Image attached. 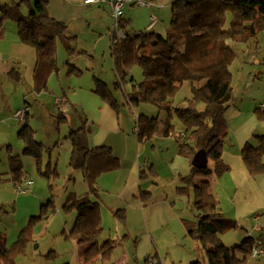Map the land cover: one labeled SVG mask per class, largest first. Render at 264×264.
<instances>
[{
    "label": "trees",
    "instance_id": "trees-1",
    "mask_svg": "<svg viewBox=\"0 0 264 264\" xmlns=\"http://www.w3.org/2000/svg\"><path fill=\"white\" fill-rule=\"evenodd\" d=\"M22 4L28 10L27 15L20 10ZM8 21L15 24L20 43L36 52L34 89H46L49 76L58 71L57 42L67 55H71L75 51V36L70 35L64 22L48 14L45 0H20L11 6L0 5V33ZM128 23L124 16L120 18L118 28L111 36L110 53L116 72L113 89L129 82L132 90L124 94V102L119 103L107 84L93 77V92L116 113L121 107L137 109L135 133L139 141L152 138L159 122V112L165 111L168 117H175L177 124H172L169 129L177 127L173 137L178 154L190 161V172L180 179L184 184L180 189L190 188L196 211L194 220L182 219L186 236L199 243L207 264H246L251 258L253 238L244 237L232 248L223 244L219 235L234 230L236 223L221 214L220 204L209 193L208 177L211 174L221 176L229 171L221 156L228 134L226 111L232 98L230 66L238 55L231 43L246 47L255 42L258 33L264 30V0H174L170 28L164 36L150 31L152 29L131 36L126 32ZM117 31L122 36H118ZM135 64L143 75L138 84L129 73ZM66 65L67 74L76 72L77 68L70 62L67 61ZM184 83L190 85L191 98L185 103L177 102L175 98ZM141 104L152 106L157 113L144 114L139 109ZM27 114L26 108L24 120L20 121L24 123L17 136L24 144L23 154L39 162L42 144L35 140L34 131L26 124ZM256 114L259 121H264V109L260 108ZM59 118L66 119L62 113ZM89 133L90 128L83 124L71 129L66 137L71 145L68 166L81 172L89 190L81 197L68 195L63 208L75 211L69 233L75 238L80 264H103L110 259L117 241L103 237L96 180L99 175L118 168L119 160L109 146L89 147ZM201 149L213 163V171L208 166L198 169L191 165L195 152ZM241 158L252 178L263 172L264 134L255 135L244 144ZM8 166L15 189L30 181L25 179L19 155L10 153ZM46 166L50 167L49 162ZM155 176L152 165L140 172V180ZM8 180L4 173H0V184ZM146 194L150 193L140 190L139 197ZM112 214L122 225L125 224L124 209ZM29 235V228H23L17 241L8 247L5 235L0 232V264H15L14 256L23 251ZM122 239L126 240L127 235ZM190 264L201 263L191 261Z\"/></svg>",
    "mask_w": 264,
    "mask_h": 264
},
{
    "label": "rangeland",
    "instance_id": "rangeland-1",
    "mask_svg": "<svg viewBox=\"0 0 264 264\" xmlns=\"http://www.w3.org/2000/svg\"><path fill=\"white\" fill-rule=\"evenodd\" d=\"M20 0H0V5L11 6ZM150 6H126L124 17L128 20L126 32L133 36L139 32L147 31V27L153 19L155 23L152 30L157 34L165 35L170 28L171 4L174 0H141ZM24 15L28 10L24 4L20 8ZM49 13L63 21L70 35L75 36V51L67 55L62 45L57 42L56 62L58 71L52 73L47 80V90L36 93L32 86L24 79L21 82L23 92L30 105H23V100L17 101L11 96L14 89L21 90V86L15 81H7L5 85L6 96L0 92V113L6 112L11 119L6 126H0V173L9 179L0 184V232L7 239V246L11 247L18 238L23 228H29V240L24 244L23 251L14 256L15 264H79L78 249L75 238L70 235L72 223L75 218L74 210L63 208L66 197L74 194L76 197L88 193V187L83 181L80 171L72 170L68 166L71 145L66 138L71 129H76L87 118L86 127L91 128L92 134L97 129L96 116L100 104H106L94 90V78L103 80L112 90L114 97L119 103L124 102V94L132 90L131 84L125 82L121 88L113 89L116 81V72L110 53L111 36L114 34V21L110 9L105 4L85 5L81 3H68L66 0H49ZM5 24H15L11 21ZM9 35V34H8ZM237 51V58L230 66L232 82L239 81V86L232 91L233 100L239 92L243 97V90L249 85L251 93L248 100L258 96L263 88L257 89V82L264 80V30L260 31L254 43L246 47L241 44L231 43ZM254 56V60L250 59ZM75 66L76 72L67 74L66 62ZM80 70V72H78ZM130 76L135 83L143 79L139 66L132 65L129 70ZM129 76V77H130ZM243 80L241 81V79ZM50 80V81H49ZM128 80V79H127ZM16 86V87H15ZM25 86V88H24ZM33 95L29 98V95ZM62 100V104L55 105L53 101ZM191 98L190 85L184 83L176 96V101L185 103ZM240 101V94L237 99ZM29 108L26 124L34 131V138L42 144L41 159L37 162L32 156L23 154L24 144L18 138V131L24 122H20L12 112L17 109ZM144 114L157 113V110L147 104L139 105ZM62 111L66 119L59 118ZM152 112H149L151 111ZM137 109L121 107L120 114L124 127L130 135L128 142L134 140L136 133ZM157 127L163 132L164 123L168 121L165 111L159 112ZM85 115V116H84ZM3 117V116H0ZM81 121V124H80ZM164 122V123H162ZM171 123L177 124L175 117ZM96 146V145H95ZM20 156L21 168L25 179L30 184H21L23 193L15 189L10 181L8 156L9 154ZM121 153L130 157L134 153L139 155L136 146H123ZM158 147L151 154L153 161L160 165V176L155 184L149 183V178L144 179L146 187H150V196L157 199L154 208L155 220L161 221L166 217L167 206L173 203L174 213L179 218L173 220L179 233L170 231L167 227L160 229L158 233V254L155 249L146 253L133 250V242L122 239L125 231L130 228L122 225L111 211L107 210L103 201L100 202L101 224L104 229L103 237L117 241L111 257L103 264L124 262L127 264H146V259L152 258L154 264H189L190 261H199L207 264L205 253L199 243L186 236L184 226L180 219L194 220L196 211L192 205V192L190 188L180 189L184 184L177 175L171 173V159ZM149 157L148 147L142 159ZM137 158V157H136ZM149 161V160H148ZM49 162L50 167L46 164ZM149 163V162H148ZM153 163V162H151ZM142 164V162H141ZM156 172L155 168L153 167ZM25 180V181H26ZM104 201H107L105 198ZM227 219V218H226ZM159 228V227H158ZM157 228V229H158ZM238 230H231L220 234L219 238L226 247L232 248L238 245L243 235ZM237 243V244H236ZM248 264H252L249 261Z\"/></svg>",
    "mask_w": 264,
    "mask_h": 264
},
{
    "label": "crops",
    "instance_id": "crops-1",
    "mask_svg": "<svg viewBox=\"0 0 264 264\" xmlns=\"http://www.w3.org/2000/svg\"><path fill=\"white\" fill-rule=\"evenodd\" d=\"M45 1H47L48 11L49 0ZM66 1L68 3L82 2L85 4L84 0ZM128 5L134 6L132 4ZM48 14L53 17L49 11ZM152 26L153 23L151 22L147 29L149 30L155 27L152 28ZM250 59L254 60L255 58L253 56ZM36 60L37 55L35 50L20 43L17 37L16 26L13 27V24H4L2 32L0 33V92L3 96L7 97L5 92L7 81H15L17 85H20L24 79L32 86V90L36 93L46 92L47 89H34L33 74ZM10 74H12V76ZM242 80L243 78L241 81ZM239 83V81L235 83L232 82V91L239 86ZM256 85L257 89L262 87L263 91L258 96L250 99V101L247 97L251 93L252 85H249L243 90V97L242 94L238 92L235 95L234 101L232 95L229 107L226 111L228 134L224 140L221 156L223 162L229 166V171L221 176L211 174L208 177L209 193L220 204L221 214L223 217L233 220L236 223V228L234 230L240 231L243 238L247 236L252 237L253 245L264 241V170L256 178H252L243 164L241 150L244 144L248 140L253 139L255 135L264 134V121H259L256 114V111L260 109L259 106L261 102L264 100V80L257 82ZM239 94L240 101H237ZM11 96L17 101L23 100V105L27 104L30 108L26 95L23 92V86H21V90L14 89ZM28 97L32 98L33 95L31 94ZM20 98L22 99L20 100ZM53 103L58 106L63 102L61 99L55 98ZM19 108L18 105L17 109L12 112V116L17 111H20ZM29 108H27V117L30 111ZM23 109H26V107ZM149 112H152V110ZM59 113H62V111H59ZM98 114L99 116H96V124L99 130H96L92 134L90 128L88 146H109L115 157L119 160V166L110 172L98 176L96 180V185L99 190L97 199L99 202L102 200L107 210L112 213L118 209L125 210V224L130 230L125 231L127 234L124 235H127L126 242H133L135 254L138 255V252L144 254L147 251H152V249H155L158 254V237L160 235L155 232H158L161 228L164 229L167 227L170 231L173 232L177 230L179 233L173 222V220L179 218V215L176 216L174 213L173 203H171L170 206L166 204V217H163L161 221L155 220L153 210H155L157 199L151 198L150 194H146L142 196V198L139 197L140 190L142 192L151 193L150 187L149 189L146 187L147 182H145L144 179L140 180V172L147 169L149 165H152L156 170V176L153 178L147 177L145 179L149 178V183H151V185L155 184L160 176V165L158 162L153 161L151 154L158 147L163 153L167 151L166 156L169 157L172 162V174L177 175L179 180L189 174L190 161L186 157L178 154L177 143L173 137V132L177 130V127L174 129L172 127L171 130L169 129L173 124L171 123L172 117L169 116L166 123L162 122L165 125L163 132L160 130V127H157L150 140L139 141L137 135H135L136 138L128 142L131 136L128 135V131H126L124 127L120 112L116 113L107 104H100ZM154 114V112L149 113V116ZM0 116H3L0 117V126H6V122L10 123L11 119L6 112L0 113ZM159 116L160 114L158 113V118ZM86 120L87 118L85 116V120L82 124L80 121V124H86ZM148 141L149 157L147 156L148 158L146 160L142 159V156H144L146 152ZM128 143L130 146L132 144L136 146L139 155L138 153H134L131 155V158H127L121 153L122 147L127 146ZM207 166L209 170L213 171V163L210 160H208ZM105 198L107 201H104ZM180 221L182 222V219H180ZM249 261H252V264H264V258H249L246 264H248ZM123 263L124 262H118L117 264Z\"/></svg>",
    "mask_w": 264,
    "mask_h": 264
},
{
    "label": "built area",
    "instance_id": "built-area-1",
    "mask_svg": "<svg viewBox=\"0 0 264 264\" xmlns=\"http://www.w3.org/2000/svg\"><path fill=\"white\" fill-rule=\"evenodd\" d=\"M85 4H105L110 8L111 16L114 21L113 27L114 30L118 28V23L120 18L123 16L124 8L128 4L137 5V6H146L149 7L150 5L148 3H145L141 0H84ZM152 23H155V20L153 19ZM118 36H122V33L120 31H117ZM261 109H264V100L259 106ZM26 114V109L17 111L14 116L19 121H23ZM181 140H183V135L180 132ZM31 181H26L24 184L28 185ZM17 190L21 193L24 192L21 186L17 187ZM250 257L253 259H262L264 258V241L255 243L254 246L251 248L250 251ZM146 264H154L152 262V258L146 259Z\"/></svg>",
    "mask_w": 264,
    "mask_h": 264
},
{
    "label": "water",
    "instance_id": "water-1",
    "mask_svg": "<svg viewBox=\"0 0 264 264\" xmlns=\"http://www.w3.org/2000/svg\"><path fill=\"white\" fill-rule=\"evenodd\" d=\"M191 165L198 169H205L208 165V157L205 150H198L195 152Z\"/></svg>",
    "mask_w": 264,
    "mask_h": 264
}]
</instances>
